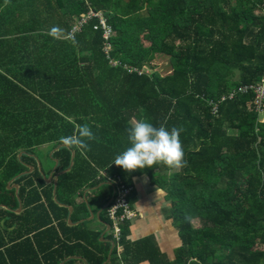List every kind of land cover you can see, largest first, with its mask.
Here are the masks:
<instances>
[{
  "label": "trees",
  "instance_id": "obj_1",
  "mask_svg": "<svg viewBox=\"0 0 264 264\" xmlns=\"http://www.w3.org/2000/svg\"><path fill=\"white\" fill-rule=\"evenodd\" d=\"M234 1L0 0L2 264L11 248L25 256L28 245L35 256L28 234L55 229L51 217L37 222L34 216L49 208L68 214L58 205L61 197L97 183L99 169L119 175L127 187L146 175L166 192L183 243L178 264H264V115L258 118L251 93L220 103L216 115L208 105L264 76V0ZM89 9L103 13L113 29L109 51L102 31L92 28L96 19L83 26L75 45L47 35L53 26L70 33ZM157 57L167 60L164 76L145 72ZM141 114L154 126L183 127L187 167L125 172L112 164L130 146V119ZM84 123L97 139L90 151L73 149L72 160L73 150L59 138ZM42 144L59 145L53 153L59 170L71 168L59 178L57 203L38 168L22 174L35 165L29 153ZM8 184H18V193ZM53 217L58 222L56 212ZM126 232L123 226V252ZM55 236L50 248H66ZM107 249L88 263L104 264ZM57 251L52 264L65 259ZM28 257L24 264H32Z\"/></svg>",
  "mask_w": 264,
  "mask_h": 264
},
{
  "label": "crops",
  "instance_id": "obj_2",
  "mask_svg": "<svg viewBox=\"0 0 264 264\" xmlns=\"http://www.w3.org/2000/svg\"><path fill=\"white\" fill-rule=\"evenodd\" d=\"M58 147L59 145L53 147L52 144H42L34 147L35 151L30 153V157L36 161L37 156H40L41 163L36 161L35 165H27L28 173H31L35 167L41 171L45 185L51 187V199L56 203L59 201L56 198V187L59 178L71 170V168L59 170V160L53 157V153ZM35 152L36 155H34ZM21 153H18V158ZM75 157L76 151L73 150L72 160ZM26 172L22 174H28ZM97 173V183H86L75 192V195L66 194V196L61 197L64 202L59 201L58 205L67 208L68 214L65 215L63 212L49 208L47 215L41 212L39 215L34 216L37 222L46 221L47 217H51L55 231L47 232L43 229L40 232L28 234V239L32 245L31 249L36 255H31L28 245H26L25 256L18 255L17 251L11 248L8 259L5 256L8 264H24L25 261L28 263L30 258L28 255L31 256L32 264H45L42 260L43 257L49 259V261L47 259V264H52V251L55 250H58V258L61 256L65 258L59 260L58 264H70V260H74V264H89L88 259H91L93 263H97L98 257L102 256L106 246L108 249L104 264L117 263L110 222L105 209L114 199L115 182L119 179L124 185L125 183L119 175L109 174L107 169H99ZM107 177H110L112 181H109ZM131 183V194L128 199L131 201L129 203L133 217L122 225V227L125 226L127 231L126 236H124L126 250L125 252L122 251L121 255L122 263L178 264V250L183 243L180 239L179 230L174 224L172 213H170L172 204L166 200V192L157 185L151 184L146 175L133 177ZM14 185L18 184H8L7 189H14L17 194L19 185L17 190L13 187ZM42 202L44 206L47 205L45 194L42 197ZM1 208L4 207L1 206ZM17 210H15V213L19 214L21 208L19 212ZM54 212L58 216V222L53 217ZM15 228L16 230H14ZM17 232L18 224L10 228V240L17 237ZM55 234H57L59 243L65 242L66 248L60 246V244L58 245V243L50 248L52 243L56 242ZM94 235H98V237H94ZM122 247L124 246L122 245ZM0 264H2L1 261Z\"/></svg>",
  "mask_w": 264,
  "mask_h": 264
},
{
  "label": "clouds",
  "instance_id": "obj_3",
  "mask_svg": "<svg viewBox=\"0 0 264 264\" xmlns=\"http://www.w3.org/2000/svg\"><path fill=\"white\" fill-rule=\"evenodd\" d=\"M8 0H6V3ZM54 40H69L73 45L77 43L75 36L66 33L65 29L53 26L47 33ZM129 147L116 155L112 164L125 172L152 168L164 165L169 169L180 171L187 167L185 151L181 141V126L170 129L161 123L154 126L141 114L140 118L132 117L127 128ZM96 135L89 124L77 125L71 135L61 136L59 144L68 150L90 151V142L95 141Z\"/></svg>",
  "mask_w": 264,
  "mask_h": 264
},
{
  "label": "built area",
  "instance_id": "obj_4",
  "mask_svg": "<svg viewBox=\"0 0 264 264\" xmlns=\"http://www.w3.org/2000/svg\"><path fill=\"white\" fill-rule=\"evenodd\" d=\"M99 13L93 12L89 9L86 13H82L76 19L75 24L73 25L70 33L76 36L80 33L83 26L88 24L92 19H96V23L93 25V30H101L102 38L105 41V51L110 49V38L113 35L112 27L107 23ZM251 93L252 104L254 110L257 113L264 114V76L255 84H244L240 85L237 88L229 91L227 94L222 95L217 101L208 100V105L211 107V112L216 115L218 110V105L225 102L226 100H231L237 95H246ZM109 181H112L110 177H107ZM115 195L114 199L106 206V216L110 222L111 227V236L114 243V251L117 259L116 264H123L121 261V255L123 247L121 244L122 241V225L130 220L133 217V212L131 206L128 202V196L131 193V187L125 186L119 181L115 182Z\"/></svg>",
  "mask_w": 264,
  "mask_h": 264
},
{
  "label": "rangeland",
  "instance_id": "obj_5",
  "mask_svg": "<svg viewBox=\"0 0 264 264\" xmlns=\"http://www.w3.org/2000/svg\"><path fill=\"white\" fill-rule=\"evenodd\" d=\"M230 4L231 5L235 4V1L234 0H230ZM93 12H96V11H93ZM96 13H99L98 15H101L106 20V17H105V15H103V13H101V12H96ZM143 34H144V30H142V31L140 30L139 31V35H138V38H142L143 37ZM143 44L146 45L145 41H143ZM166 70H167V60L166 59H162L160 57H157L154 60L153 64H152V68L151 69L150 68L145 69V72L147 74H149V75H151V74H158L160 76H164ZM249 84H251V83H249ZM252 84H254V83H252ZM263 115L264 114L259 113L258 118L259 119H262ZM34 155H36V152L34 153ZM29 156H30V153H29ZM36 161H38V162L41 163L40 156H37V160ZM36 161H35V163H36ZM43 171H45V170L43 169Z\"/></svg>",
  "mask_w": 264,
  "mask_h": 264
},
{
  "label": "water",
  "instance_id": "obj_6",
  "mask_svg": "<svg viewBox=\"0 0 264 264\" xmlns=\"http://www.w3.org/2000/svg\"><path fill=\"white\" fill-rule=\"evenodd\" d=\"M20 156V155H19ZM29 169H31V167H29ZM26 173H28V171L26 172ZM17 186L18 185H14L13 187L17 190ZM9 188H11V187H9ZM20 211V208L17 210V212H19Z\"/></svg>",
  "mask_w": 264,
  "mask_h": 264
}]
</instances>
